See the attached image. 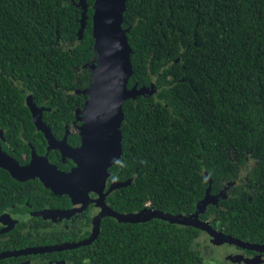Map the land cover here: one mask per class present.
Segmentation results:
<instances>
[{"label":"trees","instance_id":"1","mask_svg":"<svg viewBox=\"0 0 264 264\" xmlns=\"http://www.w3.org/2000/svg\"><path fill=\"white\" fill-rule=\"evenodd\" d=\"M79 1L0 0V127L4 148L21 163L33 147L47 151L28 97L62 137L92 81L86 64L97 57L95 0H87L82 34ZM123 27L133 49L128 87L154 82L157 91L123 105V152L110 170L113 180L130 182L108 203L135 212L151 199L168 212L194 213L209 186L214 192L233 176L230 153L240 161L248 154L257 161L251 173L257 191L223 200L228 210L213 206L201 216L234 237L264 243V0H128ZM69 140L79 144L80 136L73 132ZM49 156L62 170L74 165L58 151ZM68 204V195L39 178L20 181L0 166V214ZM90 225L64 232L60 241L84 238ZM199 232L163 220L125 223L107 216L90 244L45 256L72 264H210L194 245Z\"/></svg>","mask_w":264,"mask_h":264},{"label":"water","instance_id":"2","mask_svg":"<svg viewBox=\"0 0 264 264\" xmlns=\"http://www.w3.org/2000/svg\"><path fill=\"white\" fill-rule=\"evenodd\" d=\"M128 0H95L93 15V35L95 37L94 48L97 57L86 66L92 73L91 83L81 92L87 95L83 107L79 108L80 146L74 147L67 142V134L58 140L52 129L43 120V107L28 97V105L33 112V120L37 128L48 139L47 153L39 155L35 148L32 149V157L28 163L22 164L18 159L6 153L0 144V166L7 169L11 175L20 180L27 181L39 178L46 187L60 195H68L74 204L86 205L93 200L101 210L93 218V230L89 237L80 241H68L40 247H28L24 249L0 252V258L32 253H49L73 249L90 244L97 239L101 223L104 217L110 216L120 222H140L151 217H159L164 220L197 227L207 231L214 244L224 242L233 243L246 248L264 250V244L252 243L216 230L207 221L201 220L199 214L204 212L208 204L216 203L224 198V194L214 195L211 186L206 195L197 204L194 213L189 215H173L159 210L144 209L140 212L123 213L114 209L106 201L107 195L114 189L129 184L113 182L110 189L104 192L106 180L110 175L109 168L121 157L123 152V133L121 130L124 119V103L130 99H136L143 95L148 97L157 91L152 82L149 86L138 87L134 84L128 87L133 74L131 55L133 49L128 40L129 28L123 27L124 12L127 9ZM79 5L84 8L81 19L80 34L83 33L86 18L87 0H80ZM1 132V131H0ZM59 148L63 157H71L76 162V167L71 170H62L57 164L51 162L49 151ZM98 193L96 199L90 198V192ZM82 209V208H81ZM74 210L44 209L38 213L44 217H56L70 215Z\"/></svg>","mask_w":264,"mask_h":264},{"label":"flooded vegetation","instance_id":"3","mask_svg":"<svg viewBox=\"0 0 264 264\" xmlns=\"http://www.w3.org/2000/svg\"><path fill=\"white\" fill-rule=\"evenodd\" d=\"M86 98H87V95L85 97V100H86ZM83 104H84V102H83ZM83 104L81 106L76 107L75 119L73 120V122L71 124H69L66 127L67 130L65 131V134L62 137L56 136V138L58 140H61L67 134V142L74 147L80 146L81 142H82V138L80 136V129H79L80 125L82 124V121L80 120L81 114L78 111H79L80 107H83ZM0 131H1L0 132V144L2 146V149L6 153H8L9 155L15 157L12 153L8 152L4 148L3 143H5V145H7L8 143L6 141L4 131L2 130L1 127H0ZM73 132H75L76 134H78L80 136V143L79 144H72L70 142L69 138L73 134ZM44 139L47 141V147H48V139L46 138L45 134H44ZM7 146L9 148V145H7ZM51 150L58 151L61 155V160L64 163H69L70 160L72 162H74V165H70L69 170L76 167V162L74 161V159H72L71 157L64 158L59 148H55V149H51ZM50 151H49V153H50ZM46 153H47V151H46ZM46 153H44V154H46ZM38 154L44 155L41 153H38ZM24 157L28 159L27 154H25ZM31 157H32V151H31L30 158L28 160H26L27 161L26 163H28L30 161ZM230 157H231V159H233V163H234L233 176H231L228 179H222V181H221L222 186L217 187L216 191L213 192L212 188L214 186L211 187V193L212 194L218 195V194H224L225 193V197L218 199V201L216 203L208 204L205 211L213 209L212 208L213 206H216L215 208H218L220 212H222L225 209L228 210V206L225 203H222L223 200H226L229 198H238V197H242L245 195H248L251 198V196H252L251 194L255 193L260 186L259 181H256L253 177H251L253 167L256 165V162H257L254 158H252L248 154H246V160L240 161L238 159L237 154L234 151L230 153ZM49 158H50V156H49ZM16 159H18V158H16ZM22 164H25V163H22ZM110 168H109L110 175L106 180L104 192H107L110 189V186L113 182H119L120 181V180H113L112 179L113 173L110 170ZM113 191H111L107 195L106 201H107L109 195ZM98 196L99 195L97 192H95V191L90 192V198L96 199ZM69 199H70V197H69ZM107 203H108V201H107ZM27 205H29V204H27ZM30 207H32V206H30ZM44 209H53V210H55V209H59V210L67 209L69 211L70 210H74V211H71L69 213L70 215H65L63 217L56 216L55 218L54 217L46 218L43 215L38 213L39 211L44 210ZM144 209L159 210V211H162L164 213H169V214H173V215H189L192 213V212H190V213L186 214L187 212L186 213H175V212L165 211L163 209L155 207V203L151 199H148L144 203V206L140 210L135 211V212H140ZM100 210H101L100 206H98L97 203L93 200L89 201L86 205H84V203L74 204L71 201V199H70V204H68L67 206L44 207L41 209L32 208L23 214H17L15 212H13L12 209H9V210L7 209L2 214H0V252L17 250V249H24V248H28V247H40L43 245H51V243H50L51 240H52V242L54 241L56 243H59V242H68V241H80L82 239H85V238L89 237L90 234L92 233L93 225H94L93 224V218L97 213L100 212ZM133 212H123V213H133ZM201 214L202 213L199 214V218L201 220L209 222L211 224V226L213 228H215L213 225L214 220H211V219L205 220L202 218ZM89 216H90V218H89ZM39 217L42 218L43 220L41 221L39 219ZM33 219H35L34 222H32ZM20 220H23L25 223L20 224L19 230L15 231V228L17 227L18 222ZM36 220H38V221H36ZM152 220L167 221V220H164V219L159 218V217H151L145 221H140L138 223H146V222H149ZM89 221H90L91 225H90V227H87L88 231H89L87 236H85L84 238H81L79 240H62V241H60L59 236L62 235L64 232H68L70 230H78V228L79 229L80 228L85 229V226L88 225ZM167 222H170V221H167ZM171 223H173V222H171ZM174 224H177L179 226H189V225H183V224H178V223H174ZM54 229H57V230L53 231ZM215 229L221 230L224 233H226L222 228L221 229L215 228ZM199 231L200 232L196 234L194 245H196L198 248L200 246H204L208 250H211L213 253L217 252L218 254L222 255V257L224 258L223 259L224 264H264V250L260 251L259 249L246 248V247H242V246H239V245H236L233 243H228V242H224L221 244H214V243H212L211 236L207 231L201 230V229H199ZM226 234H228V233H226ZM48 237H50V239H48ZM203 240L204 241L207 240L208 242H203ZM252 243L264 244L262 242H252ZM198 250H200V249H198ZM45 254L46 253H32V254H21V255H16V256L0 258V264H72L74 262L73 259L49 258L48 256H45ZM203 254H204V251H203ZM238 255H239V257H237Z\"/></svg>","mask_w":264,"mask_h":264},{"label":"rangeland","instance_id":"4","mask_svg":"<svg viewBox=\"0 0 264 264\" xmlns=\"http://www.w3.org/2000/svg\"><path fill=\"white\" fill-rule=\"evenodd\" d=\"M203 242H208L207 240H203ZM196 246V245H195ZM197 247V246H196ZM198 248V247H197ZM202 248V249H201ZM198 249H200V251H204V254L205 256L207 257L206 259H208L207 261L210 263V264H224V261H223V257L222 255L218 254L217 252H212L211 250H208L207 248H205L204 246H200ZM239 257V255L237 256Z\"/></svg>","mask_w":264,"mask_h":264}]
</instances>
